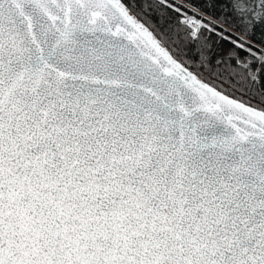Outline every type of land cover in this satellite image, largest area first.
Masks as SVG:
<instances>
[{"label":"snow or ice","instance_id":"6c2138e0","mask_svg":"<svg viewBox=\"0 0 264 264\" xmlns=\"http://www.w3.org/2000/svg\"><path fill=\"white\" fill-rule=\"evenodd\" d=\"M0 264H264V0H0Z\"/></svg>","mask_w":264,"mask_h":264}]
</instances>
